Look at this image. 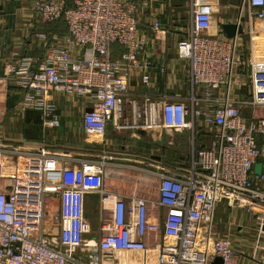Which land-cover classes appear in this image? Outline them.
<instances>
[{
    "label": "built area",
    "instance_id": "2783aa9c",
    "mask_svg": "<svg viewBox=\"0 0 264 264\" xmlns=\"http://www.w3.org/2000/svg\"><path fill=\"white\" fill-rule=\"evenodd\" d=\"M138 2L33 0L40 21L62 19L66 34L46 45L40 60L7 63L0 84L19 88L22 104L50 116L51 126L58 124L54 96L78 97L90 142L103 145L109 125L135 138L143 131L156 145H173L174 134L189 131V155L168 165L147 163L148 169L123 165L156 179L150 197L136 187H106L107 167L122 166L111 156L0 136V264H214L216 257L222 264L245 257L264 264V40L258 39L264 0H239L242 33L232 37L210 31L218 0L190 1V24L176 45L188 61V102L163 92L129 94L132 69L143 85L151 82L139 59L147 37L138 33ZM149 24L165 35L158 19ZM113 45L123 48L118 59ZM90 197L95 225L86 207ZM219 208L244 211L253 221L247 230L235 227L240 244L229 229L221 231Z\"/></svg>",
    "mask_w": 264,
    "mask_h": 264
},
{
    "label": "crops",
    "instance_id": "0c3cea01",
    "mask_svg": "<svg viewBox=\"0 0 264 264\" xmlns=\"http://www.w3.org/2000/svg\"><path fill=\"white\" fill-rule=\"evenodd\" d=\"M32 1L0 0V74L7 63L19 61L22 57L42 59L46 45L49 46L53 42L61 40L66 34V25L62 19H57L51 23L41 22L31 7ZM64 1L70 2V0ZM190 1L147 0L146 3H143L141 0H137L139 3L137 12L138 33L147 37V44L139 59L141 63L148 64L146 72L149 74L151 82L148 86L143 85L140 82L139 70L132 69L128 83L131 96L142 91L155 94L163 92L169 95L171 99L188 102V95L191 92L188 61L177 55L176 45L178 39L186 35L190 24ZM224 1L218 0V4L212 9L211 32L223 33L221 23H236L239 0L236 6L231 5L234 8V14L229 12L230 6L223 4L228 3ZM152 19L160 21L161 26L166 29L165 35L153 33L149 24ZM41 33L44 35L43 37L40 36ZM122 50V46L113 45L112 59H118ZM3 86H0V112L3 115L5 113L9 119L12 117L18 122L19 135H21L20 139H8V141L30 142L33 146H45L54 149H74L68 144H58L54 140H61L60 138L64 135H74L77 128L81 129V116L85 109L81 99L73 94H56L54 96L56 105L53 117L57 119L58 124L51 126L48 123L51 119L50 116H44L42 111L22 104L19 88L12 84ZM108 128L113 129L110 125ZM137 133L136 138L145 132L139 131ZM181 133L185 134L188 140L189 131L180 132L176 135ZM107 141L106 139L105 144ZM220 209L216 212V218L221 225L225 212ZM230 213L231 210L227 214V218L230 217ZM235 243L240 244L241 241L235 239ZM241 264L253 263L245 257Z\"/></svg>",
    "mask_w": 264,
    "mask_h": 264
},
{
    "label": "rangeland",
    "instance_id": "374dc122",
    "mask_svg": "<svg viewBox=\"0 0 264 264\" xmlns=\"http://www.w3.org/2000/svg\"><path fill=\"white\" fill-rule=\"evenodd\" d=\"M224 2H228L223 4H228L230 6V8H228L229 12L231 14H234L233 6L237 5L238 0H225ZM258 39L264 40V34H261ZM244 40L246 48L245 51H247V47L249 48V41H247V39ZM7 85L4 86L6 87ZM0 86H2V84H0ZM0 114H2L0 115V127H2V129H0V136L3 139L5 138L7 141L8 139H20L21 135H19V126L17 125L18 122L12 119V117L9 119L5 113L3 115V113L0 112ZM176 134L173 135V145H168L165 142H163V144L161 145H156L152 142L151 137L146 133L140 135L138 138H135L130 136V132L128 131H115L108 128L103 139V141L106 139L108 141L106 144H104L105 142H103V145H100L94 142H90L93 140H89L87 138L89 136L84 135L82 130H79L77 128L74 135H64L65 137L62 136L60 138L62 141L59 139L54 141L58 144L65 143L69 146L74 147V149L60 148L56 150L62 151L63 149L68 150L72 153L76 152V154H89L93 157L107 155L111 156L115 159L116 162L121 164L122 166L115 168L107 167L106 169L107 171L105 175V185L109 189L128 191L133 187H136L138 192L150 197H154L157 186L156 179L149 176L146 172H140L135 169H127L123 167V165H138L143 169H148L149 163L154 164L160 159L167 165L186 159V157L189 155L188 140L186 139L185 134L181 133L178 136ZM86 207L90 220L92 222H95L96 208L94 197H90L88 199ZM223 212L225 213L223 214L224 220L220 225L221 231L227 232L229 229L231 233L230 237L235 243V239H238V237L241 236L237 232L235 233V227L237 225H240L241 229L244 231L246 228L251 226V224H253V221L251 220L249 215L247 216L244 211L238 209L231 211L230 217L228 218L226 216L229 211L223 210ZM228 223L230 227L227 226ZM93 224L95 225L96 222ZM249 246L250 244H247V247L243 248L242 251L247 254L251 253L250 249L248 248Z\"/></svg>",
    "mask_w": 264,
    "mask_h": 264
},
{
    "label": "water",
    "instance_id": "95a60500",
    "mask_svg": "<svg viewBox=\"0 0 264 264\" xmlns=\"http://www.w3.org/2000/svg\"><path fill=\"white\" fill-rule=\"evenodd\" d=\"M221 30L227 37H232L235 34H241L242 33V27L238 23H221ZM262 52L264 53V44L261 47ZM86 110H90V108H87ZM261 163H256L254 166V172L256 174L260 173ZM214 264H222L221 259L216 257L213 261Z\"/></svg>",
    "mask_w": 264,
    "mask_h": 264
},
{
    "label": "trees",
    "instance_id": "16d2710c",
    "mask_svg": "<svg viewBox=\"0 0 264 264\" xmlns=\"http://www.w3.org/2000/svg\"><path fill=\"white\" fill-rule=\"evenodd\" d=\"M243 43H244V40L242 41V45H243L242 50H243V55H245V52H246L245 50H246V48H245V46H244Z\"/></svg>",
    "mask_w": 264,
    "mask_h": 264
}]
</instances>
